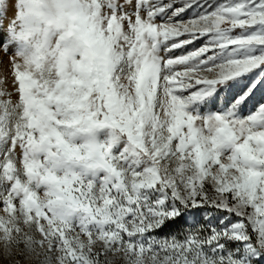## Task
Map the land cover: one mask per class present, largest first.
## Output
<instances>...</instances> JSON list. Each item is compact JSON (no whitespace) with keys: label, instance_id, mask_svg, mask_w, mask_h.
Here are the masks:
<instances>
[{"label":"snow or ice","instance_id":"6c2138e0","mask_svg":"<svg viewBox=\"0 0 264 264\" xmlns=\"http://www.w3.org/2000/svg\"><path fill=\"white\" fill-rule=\"evenodd\" d=\"M264 264V0H0V264Z\"/></svg>","mask_w":264,"mask_h":264},{"label":"clouds","instance_id":"9594fccd","mask_svg":"<svg viewBox=\"0 0 264 264\" xmlns=\"http://www.w3.org/2000/svg\"><path fill=\"white\" fill-rule=\"evenodd\" d=\"M4 2L6 3V2H7V0H4ZM12 3H13V5H15V3H16V0H12Z\"/></svg>","mask_w":264,"mask_h":264},{"label":"rangeland","instance_id":"374dc122","mask_svg":"<svg viewBox=\"0 0 264 264\" xmlns=\"http://www.w3.org/2000/svg\"><path fill=\"white\" fill-rule=\"evenodd\" d=\"M116 264H121V262L119 260L116 261Z\"/></svg>","mask_w":264,"mask_h":264}]
</instances>
